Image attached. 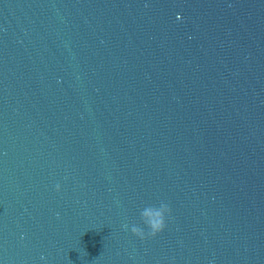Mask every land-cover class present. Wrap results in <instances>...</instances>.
<instances>
[{"label":"water","instance_id":"obj_1","mask_svg":"<svg viewBox=\"0 0 264 264\" xmlns=\"http://www.w3.org/2000/svg\"><path fill=\"white\" fill-rule=\"evenodd\" d=\"M0 264H264V0H0Z\"/></svg>","mask_w":264,"mask_h":264},{"label":"clouds","instance_id":"obj_2","mask_svg":"<svg viewBox=\"0 0 264 264\" xmlns=\"http://www.w3.org/2000/svg\"><path fill=\"white\" fill-rule=\"evenodd\" d=\"M59 187L60 186L57 185V190H59ZM165 207H166L167 212H169L170 209L168 208V206L166 205ZM141 215L149 218L147 223H148L149 228L151 229V235L155 236L156 234L164 230L165 217L163 213H161L160 211H155L152 208H146L142 211ZM131 231L135 235L141 238H143L145 235L144 231L140 227H137V226H133Z\"/></svg>","mask_w":264,"mask_h":264}]
</instances>
